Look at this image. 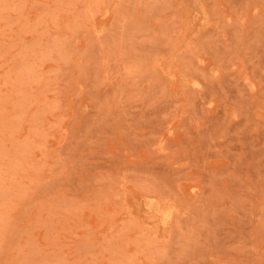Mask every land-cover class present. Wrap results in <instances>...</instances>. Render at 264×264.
<instances>
[{
  "label": "rangeland",
  "instance_id": "1",
  "mask_svg": "<svg viewBox=\"0 0 264 264\" xmlns=\"http://www.w3.org/2000/svg\"><path fill=\"white\" fill-rule=\"evenodd\" d=\"M0 264H264V0H0Z\"/></svg>",
  "mask_w": 264,
  "mask_h": 264
}]
</instances>
